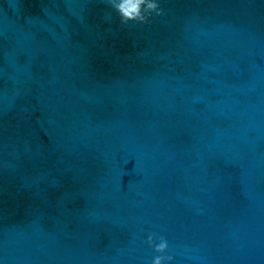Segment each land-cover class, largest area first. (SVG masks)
<instances>
[{
  "label": "water",
  "instance_id": "water-1",
  "mask_svg": "<svg viewBox=\"0 0 264 264\" xmlns=\"http://www.w3.org/2000/svg\"><path fill=\"white\" fill-rule=\"evenodd\" d=\"M124 3L0 0V264H264V0Z\"/></svg>",
  "mask_w": 264,
  "mask_h": 264
},
{
  "label": "clouds",
  "instance_id": "clouds-1",
  "mask_svg": "<svg viewBox=\"0 0 264 264\" xmlns=\"http://www.w3.org/2000/svg\"><path fill=\"white\" fill-rule=\"evenodd\" d=\"M126 0L125 3L121 5V7H126ZM149 241L154 243V248L157 253H165L166 249L168 248V242L163 237L160 238L159 243H155L154 241V234L148 237ZM174 257L172 255H156L153 258L152 264H165L166 261H172Z\"/></svg>",
  "mask_w": 264,
  "mask_h": 264
}]
</instances>
